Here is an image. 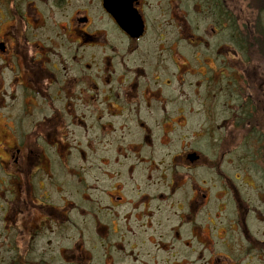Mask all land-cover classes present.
<instances>
[{
    "label": "flooded vegetation",
    "instance_id": "flooded-vegetation-1",
    "mask_svg": "<svg viewBox=\"0 0 264 264\" xmlns=\"http://www.w3.org/2000/svg\"><path fill=\"white\" fill-rule=\"evenodd\" d=\"M235 3L0 0V167L33 166L10 177L18 197L0 193L5 236L22 223L33 244L70 213L101 206L96 198L59 205L47 192L40 200L31 184L37 174L98 166L119 175V192L107 197L121 213L105 222L92 216L58 264H136L139 252L143 264L264 263V229L250 232L243 217L252 207L246 191L256 190L264 207V24L245 23ZM248 3L264 13V0ZM149 33L151 45H142ZM197 116L204 120L189 123ZM96 124L100 135L75 154V132ZM210 180L221 184L207 189ZM29 200L48 216L39 227L26 215L36 214ZM227 206L234 217L221 226ZM20 256L8 264L29 263Z\"/></svg>",
    "mask_w": 264,
    "mask_h": 264
},
{
    "label": "rangeland",
    "instance_id": "rangeland-1",
    "mask_svg": "<svg viewBox=\"0 0 264 264\" xmlns=\"http://www.w3.org/2000/svg\"><path fill=\"white\" fill-rule=\"evenodd\" d=\"M237 4V14L243 15V20L245 23L247 22L248 25L254 26L256 22L258 24H264V13H259L252 8L249 5V0H235ZM247 14V15H246ZM249 14V15H248ZM250 19V21H249ZM249 21V22H248ZM241 25V24H240ZM161 28H163L168 34L171 32V29L165 26L164 24L161 25ZM150 33L148 34L147 38L143 39L142 45L149 46L151 44ZM149 37V38H148ZM221 41H225L224 38L220 39ZM143 49V47H142ZM63 54L65 52L63 51ZM190 95H188V98H191L193 100V91H189ZM205 97V96H203ZM191 103H188L186 105V111H188V106ZM196 106H198V103H196ZM193 108V104L190 106ZM202 107V106H201ZM204 118L202 116H197V118H190L189 123H192V125H196L197 123H200ZM182 122L183 120H179ZM178 121V122H179ZM146 124H149L146 122ZM150 125L154 126L152 122ZM132 127H136V131H139V127H137V124H131ZM95 127H97V130L90 129L89 131H85L83 128L80 129V131L75 132L76 139L75 144L77 146L74 148L75 154H80L82 150H80V146H84L86 144L87 138H89L90 134L96 135L98 132L100 135L99 127L96 124ZM180 134L179 131H177L176 135L174 136V139L176 140V136ZM157 135V134H156ZM32 140V138H30ZM96 141H94L95 143ZM172 150V149H171ZM175 150L177 151L178 148ZM210 150L208 151V155L210 154ZM110 166L114 167L116 169L115 159L114 157L110 160ZM83 164V162H81ZM80 163V164H81ZM76 164V162H75ZM26 169L27 172H30V175L33 174L31 171L33 170V166L28 167H20L15 166L13 163L8 162L6 167H0V193H3L7 191V189L11 190L13 197H18L20 194L19 189L17 190V185L14 182H11L12 180L10 177H15L17 174L21 171V169ZM98 170L89 172L88 169L77 170L75 175L70 174H62L60 171V174L56 171L54 175V179H49L47 175L44 174H37L35 175L32 180L31 184H33L32 188L35 192L41 193L43 195V198L40 200H44V192H47L48 195H52V200L59 205L63 204V200L67 202L77 201L78 203L82 204L86 203L85 201H92L94 198L95 200H100L102 202L101 206H97L98 204L89 205L88 208H84L82 213H70L69 219H66L64 217L63 219L59 220V225L61 227H58L57 230H52V232L44 231L41 236H38V239L33 244H30L29 240L24 236L23 231H20L21 229H24V224L22 223H16L12 229L14 232V236H5V232L8 228L4 227V217L3 213L0 211V264H8L10 262V258L16 254H21L20 258L27 259L28 264H58L62 261V253L60 252V249L63 248H70L72 249V244H77L81 241V238L78 237V230L82 229L83 231H86V229L89 227L88 224H90V218L92 216H97L98 219H101L100 222H105V220H109V213H112L113 216H115L120 212L121 208L115 207L111 209V202H109L108 195H113L114 198L116 197V192H119L114 185H117L120 181L119 175H117L116 171L110 172L109 174L103 173L102 170L97 166ZM104 170V169H103ZM228 170V169H227ZM236 172H241L239 168L236 167ZM5 181L7 183H5ZM98 181V182H95ZM24 184L25 189L30 184L28 183L27 178L24 176ZM221 181L218 180H210V182L205 183V187L207 189L211 188L212 190L215 189V187H218L217 185H220ZM94 185L93 189L90 188V186ZM213 185V186H212ZM85 186V187H84ZM109 186V187H106ZM32 188H30L31 192H33ZM86 188V189H85ZM190 191L186 190V188L181 189L175 196L174 199L176 202H180L181 197L188 193ZM256 191V190H255ZM255 191L245 192L244 193V202L249 203L252 207L250 209L244 208V216L248 217L249 222V228L250 232H255V230H258L259 232L263 231L264 225V207L259 206L258 202V196L256 195ZM118 195V194H117ZM67 199V200H66ZM2 197L0 196V208L7 207L6 204L1 203ZM45 204V202H44ZM28 205L32 207L33 210L36 211L35 213L32 212H26V215L29 214V216H32L35 219V226L39 227L43 221L48 220V216L45 215L42 211L39 209H35L32 205V202L29 200ZM25 207V206H24ZM228 207V206H227ZM212 211L217 210V208H211ZM254 210L257 212H262L261 215H256L255 217L250 218L248 214H253ZM89 215H87V213ZM116 213V214H115ZM259 214V213H258ZM234 217V213L232 212V208L228 207L225 212L221 214L218 221L220 222L221 226H226L228 224L229 220H232ZM42 219V220H41ZM41 220V221H40ZM116 221L118 219L116 218ZM105 225V224H103ZM252 229V230H251ZM231 234L229 233V236ZM240 235V233H239ZM85 245V242H84ZM225 246L222 247L220 245H215V250L220 253L227 252L225 249ZM32 251V255L29 257H26V253ZM208 257H210V254H207ZM44 262H41L43 261ZM143 261H145V258L142 254V252H139L138 255V262L136 264H143ZM264 264V263H260Z\"/></svg>",
    "mask_w": 264,
    "mask_h": 264
}]
</instances>
